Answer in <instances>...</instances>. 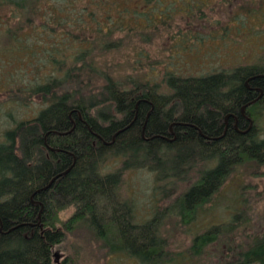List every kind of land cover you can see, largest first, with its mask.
I'll return each instance as SVG.
<instances>
[{
  "label": "trees",
  "instance_id": "trees-1",
  "mask_svg": "<svg viewBox=\"0 0 264 264\" xmlns=\"http://www.w3.org/2000/svg\"><path fill=\"white\" fill-rule=\"evenodd\" d=\"M167 1L0 0V8L10 6L23 19L18 30L5 33L10 53H35L21 38L27 27L67 39L46 50L41 69L51 71L30 90L48 106L0 145V264H55L54 249L81 227L110 255L182 264L184 254L167 250L162 220L193 223L236 167L264 166L258 127L264 65L203 76L167 72L153 83L120 79L95 62V53L117 51L126 38L151 42L160 23L172 22ZM108 160L122 162L105 172ZM131 169L155 173L158 182L194 171L198 178L170 207L139 223L134 201L121 195ZM246 211L197 235L188 256L199 258L220 238L233 242L235 231L251 221ZM247 239L229 246V257L222 254L232 258L226 264H264V232Z\"/></svg>",
  "mask_w": 264,
  "mask_h": 264
},
{
  "label": "rangeland",
  "instance_id": "rangeland-1",
  "mask_svg": "<svg viewBox=\"0 0 264 264\" xmlns=\"http://www.w3.org/2000/svg\"><path fill=\"white\" fill-rule=\"evenodd\" d=\"M169 7H172L167 10L173 15L172 22L164 26L160 23L151 42L141 43L135 36L126 38L117 51L95 53V62L109 68V72L120 79L148 77L153 83H162L167 72L203 76L264 65V0H169L163 8ZM18 13L10 6L0 8V24L3 25L0 26V145L6 143L7 133L21 122L36 119L48 106L41 96L31 94L30 90L51 71V68L41 69L48 60L46 50L67 40L63 33L55 35L27 27L20 31L21 38L35 53L32 50L10 53L12 42L5 33L18 30L16 26L21 20ZM39 23L40 20L35 19V25ZM258 127L264 137V113ZM121 162L108 160L103 169L111 172ZM197 178L194 171L185 179L158 182L155 173L131 169L124 175L121 195L134 201L137 220L143 223L157 211L160 213L170 207ZM241 209L247 210L245 213L249 215L244 219L251 221L235 231L233 242L220 238L199 258L188 256L197 235L229 223ZM72 213L73 209L68 210L61 217L65 220ZM161 228L167 250L185 255L182 264H226L232 258L223 259L222 254L232 255L229 246L243 242L246 245L248 236L264 232V166L259 169L248 165L236 167L193 223L184 224L177 217L165 218ZM54 259L55 264H70L71 260L75 264H139L133 259L110 255L86 227L69 233L54 249Z\"/></svg>",
  "mask_w": 264,
  "mask_h": 264
}]
</instances>
